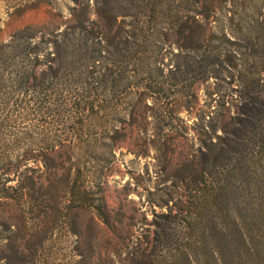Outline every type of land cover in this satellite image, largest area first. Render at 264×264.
I'll return each instance as SVG.
<instances>
[{
	"label": "trees",
	"instance_id": "trees-1",
	"mask_svg": "<svg viewBox=\"0 0 264 264\" xmlns=\"http://www.w3.org/2000/svg\"><path fill=\"white\" fill-rule=\"evenodd\" d=\"M69 1L67 16L7 39L0 25V207L37 223L33 235L65 225L72 264L93 249L87 213L103 227L106 264H264V0ZM210 81L213 104L201 107ZM151 126L193 131L196 150L176 196L128 226L108 205V170L130 132ZM6 244L34 263L16 236Z\"/></svg>",
	"mask_w": 264,
	"mask_h": 264
},
{
	"label": "rangeland",
	"instance_id": "rangeland-1",
	"mask_svg": "<svg viewBox=\"0 0 264 264\" xmlns=\"http://www.w3.org/2000/svg\"><path fill=\"white\" fill-rule=\"evenodd\" d=\"M70 5L69 0H0V25L3 29V37L7 39L13 31L41 23L49 16H67ZM216 88L211 81L202 85L199 92L201 107L211 101L207 93H212ZM225 93L227 92H221L222 95ZM215 97L220 99V96L215 95ZM19 126L22 131H25L28 124L20 123ZM130 135V138L120 143L116 150L114 162L109 166L106 184V197L110 209L121 210L124 213V224L128 226L149 223L145 219L147 218L148 221L153 219V206L158 205L157 203H160L162 199L167 200L168 195L176 196L178 187L184 185L180 181L184 174L181 170L183 162H189L186 159L191 160L196 150L193 131H190L188 139L180 138L181 132L160 131L153 129L152 126L149 130H144L143 134L135 129L134 132H130ZM150 135L158 138L159 142L149 145L147 139ZM33 137L35 140L41 139V136ZM163 143L175 152L177 160L174 168L169 167L166 160L160 156L159 149ZM98 161H100L98 165L104 164L105 167L107 164L103 160ZM86 164L87 168L93 167L92 163L86 162ZM63 177H60L61 180ZM60 178L54 179V182ZM181 195L187 196L188 192L182 189ZM155 209L160 212L157 207ZM19 214L21 221L18 218ZM22 215L20 210L16 211L13 207H0V217H8L9 221L17 227L15 235H12L6 232V228L0 223V243L5 240V249L0 255V264H20L13 249L6 244L10 238H15V236L23 242L26 249L29 248L25 250V258L33 260L32 264H72L81 261L74 255L75 238L62 230L65 225L61 227L57 225V229L50 230L49 234L41 232L33 235L38 224L24 222ZM88 217V213L82 216L83 236L87 242L91 243L93 249H89L85 243L84 249L87 248L85 264H106L104 253L106 236L101 229L103 227H100L99 221H96L99 227L97 224L90 225ZM27 233L32 234L33 237L26 236Z\"/></svg>",
	"mask_w": 264,
	"mask_h": 264
}]
</instances>
